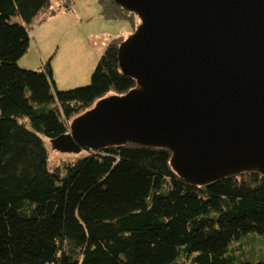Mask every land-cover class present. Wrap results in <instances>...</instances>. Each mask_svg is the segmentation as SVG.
<instances>
[{"label": "trees", "instance_id": "1", "mask_svg": "<svg viewBox=\"0 0 264 264\" xmlns=\"http://www.w3.org/2000/svg\"><path fill=\"white\" fill-rule=\"evenodd\" d=\"M100 3L104 17L137 29L135 12ZM55 11L52 0H0V264H264L237 261L232 248L264 235L262 173L193 184L173 168L170 149L130 142L82 147L49 170L44 136L70 132L72 118L137 85L120 67L123 35L107 45L91 84L56 97L51 61L20 67L30 24Z\"/></svg>", "mask_w": 264, "mask_h": 264}, {"label": "water", "instance_id": "2", "mask_svg": "<svg viewBox=\"0 0 264 264\" xmlns=\"http://www.w3.org/2000/svg\"><path fill=\"white\" fill-rule=\"evenodd\" d=\"M140 24L119 46L137 81L73 118L56 149L172 151L188 182L264 174V0H115Z\"/></svg>", "mask_w": 264, "mask_h": 264}, {"label": "rangeland", "instance_id": "3", "mask_svg": "<svg viewBox=\"0 0 264 264\" xmlns=\"http://www.w3.org/2000/svg\"><path fill=\"white\" fill-rule=\"evenodd\" d=\"M63 0H52V8L56 9L53 14H68L74 11V19L79 24L72 23V19L62 20L57 17H49L34 20L31 24V34L40 27L43 36V51L52 52L48 59H51L55 85H52V93L56 97L57 90H69L91 84L92 75L105 52L107 45L116 37H128L132 32V24L129 20H111L101 13L100 0H75L71 9L65 10L60 7ZM89 4H92L91 9ZM101 10V11H100ZM78 12V13H75ZM89 16H83L86 14ZM100 13V14H99ZM90 14L93 18H90ZM81 16L84 17L81 19ZM79 17V18H78ZM52 18V19H51ZM78 18V19H77ZM61 20V21H60ZM74 21V20H73ZM12 22L24 23L19 16L12 18ZM65 23H68L67 25ZM68 27L71 33L63 34L58 28ZM53 38V41L51 39ZM46 42V43H45ZM45 53V52H44ZM41 55L34 38L31 41L27 52L18 60L22 68L38 70L43 65L40 62ZM35 60V61H34ZM23 65V66H22ZM73 119V118H72ZM45 144L49 152V170H53L56 164L64 159L84 155V152H63L54 147L51 140L44 136ZM235 250L237 261L258 262L264 261V235L244 236L237 244H232Z\"/></svg>", "mask_w": 264, "mask_h": 264}, {"label": "crops", "instance_id": "4", "mask_svg": "<svg viewBox=\"0 0 264 264\" xmlns=\"http://www.w3.org/2000/svg\"><path fill=\"white\" fill-rule=\"evenodd\" d=\"M89 6V8L91 9V7H92V4H89L88 5ZM101 11V10H100ZM68 14H53L52 16H51V14H49L47 17H46V21H49V17L51 16L52 18H54V17H57L58 15L62 18V20H69V19H72V23H74V25L75 24H79V22H77L73 17H74V14H72V13H74V11H72V12H67ZM75 13H78V12H75ZM100 14V13H99ZM83 16H89V15H87V13L86 14H83ZM40 18H43L42 16H40ZM40 18H38V19H40ZM51 18V19H52ZM79 18V17H78ZM77 18V19H78ZM84 17H82L81 16V19H83ZM90 18H93V15H91L90 14ZM74 20V21H73ZM61 21V20H60ZM66 25L68 24V23H65ZM40 27L41 26H39L38 28H36L34 31H33V33L31 34V36L34 38V41H35V44H36V46H37V48L39 49V52H40V55H41V59H40V62L39 63H41V64H45L47 61H51V59H48L49 58V56H50V54L53 52H47L46 53V51H43L44 50V48L42 47V45L44 44V40H43V36H45L43 33L44 32H42V31H40L39 29H40ZM64 30V32H63V34H66V33H71V30L67 27L66 29H65V26H64V29H62L61 27H59L58 28V32H62ZM131 32H132V29H131ZM46 36H48V35H46ZM45 36V40H46V42H48V39H47V37ZM51 39H52V41H53V38L51 37ZM45 42V43H46ZM45 52V53H44ZM35 61V60H34ZM43 65L40 67V68H42L43 67ZM23 66V65H22Z\"/></svg>", "mask_w": 264, "mask_h": 264}]
</instances>
